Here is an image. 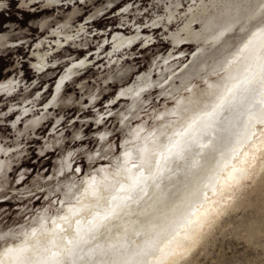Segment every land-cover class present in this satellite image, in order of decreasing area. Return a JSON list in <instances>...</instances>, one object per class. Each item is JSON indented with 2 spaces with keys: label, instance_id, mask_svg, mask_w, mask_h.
Wrapping results in <instances>:
<instances>
[{
  "label": "rangeland",
  "instance_id": "374dc122",
  "mask_svg": "<svg viewBox=\"0 0 264 264\" xmlns=\"http://www.w3.org/2000/svg\"><path fill=\"white\" fill-rule=\"evenodd\" d=\"M263 55L264 0H0V264L100 226ZM239 191L179 264H264V179Z\"/></svg>",
  "mask_w": 264,
  "mask_h": 264
},
{
  "label": "bare ground",
  "instance_id": "6f19581e",
  "mask_svg": "<svg viewBox=\"0 0 264 264\" xmlns=\"http://www.w3.org/2000/svg\"><path fill=\"white\" fill-rule=\"evenodd\" d=\"M252 71L141 185L114 197L100 226L78 224L65 264H179L239 207L244 182L264 179V76L254 82ZM254 71H264V55Z\"/></svg>",
  "mask_w": 264,
  "mask_h": 264
},
{
  "label": "clouds",
  "instance_id": "9594fccd",
  "mask_svg": "<svg viewBox=\"0 0 264 264\" xmlns=\"http://www.w3.org/2000/svg\"><path fill=\"white\" fill-rule=\"evenodd\" d=\"M70 250L63 252L51 251L47 248L36 250L35 255L29 253L30 259L25 264H65V260Z\"/></svg>",
  "mask_w": 264,
  "mask_h": 264
}]
</instances>
